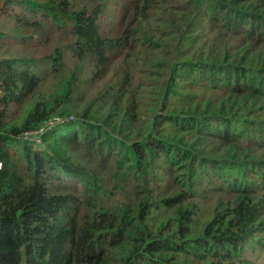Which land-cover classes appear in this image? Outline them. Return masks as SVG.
Segmentation results:
<instances>
[{
    "label": "trees",
    "instance_id": "trees-1",
    "mask_svg": "<svg viewBox=\"0 0 264 264\" xmlns=\"http://www.w3.org/2000/svg\"><path fill=\"white\" fill-rule=\"evenodd\" d=\"M107 6L0 0V264L258 263L264 0Z\"/></svg>",
    "mask_w": 264,
    "mask_h": 264
},
{
    "label": "rangeland",
    "instance_id": "rangeland-1",
    "mask_svg": "<svg viewBox=\"0 0 264 264\" xmlns=\"http://www.w3.org/2000/svg\"><path fill=\"white\" fill-rule=\"evenodd\" d=\"M96 1V0H93ZM132 0H108L107 6V15L101 21V32L104 35L111 34L113 36L119 35L122 30L123 24H127L130 15L132 14V9L130 7V3ZM12 25H14L13 21L7 22L6 19L0 20V30H6L7 34H11L14 32L12 30ZM24 34L27 32L22 31ZM15 37V36H14ZM30 42H35V40H30ZM0 44L3 45L2 47V55L11 56V55H32L33 49L29 48L28 46H17L14 40H10L9 37H4L0 40ZM3 55V56H4ZM114 64L111 65V69ZM110 69V70H111ZM84 75V74H83ZM82 82L85 80L82 79ZM83 89L87 92L85 96V101L89 99V97L94 93L95 87L92 85L85 86L82 84ZM85 86V87H84ZM55 125V123L46 124L44 130L48 129L49 127ZM27 138L37 139V142H33L36 144H41L40 135L38 133H32L27 135ZM40 139V142H38ZM261 257V256H260ZM254 264H264V255L260 258L258 263Z\"/></svg>",
    "mask_w": 264,
    "mask_h": 264
},
{
    "label": "built area",
    "instance_id": "built-area-1",
    "mask_svg": "<svg viewBox=\"0 0 264 264\" xmlns=\"http://www.w3.org/2000/svg\"><path fill=\"white\" fill-rule=\"evenodd\" d=\"M62 121H58V123H61ZM57 123V122H55ZM44 130L43 129H40L39 131H34V132H27V133H24L21 137H19L20 140H23V141H36L37 142V139H31V138H27V135L29 134H32V133H38V134H41ZM38 142H39V139H38Z\"/></svg>",
    "mask_w": 264,
    "mask_h": 264
},
{
    "label": "clouds",
    "instance_id": "clouds-1",
    "mask_svg": "<svg viewBox=\"0 0 264 264\" xmlns=\"http://www.w3.org/2000/svg\"><path fill=\"white\" fill-rule=\"evenodd\" d=\"M42 133H43V132H42ZM42 133H41V134H42ZM41 134H39V135H41ZM17 139H19V138H17ZM19 140H20V139H19ZM27 142H36V141H27ZM39 142H40V139H39Z\"/></svg>",
    "mask_w": 264,
    "mask_h": 264
}]
</instances>
